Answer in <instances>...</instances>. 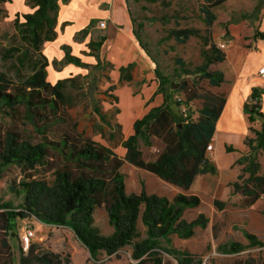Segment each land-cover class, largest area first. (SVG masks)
I'll list each match as a JSON object with an SVG mask.
<instances>
[{
    "label": "trees",
    "instance_id": "16d2710c",
    "mask_svg": "<svg viewBox=\"0 0 264 264\" xmlns=\"http://www.w3.org/2000/svg\"><path fill=\"white\" fill-rule=\"evenodd\" d=\"M7 1L9 0H0V3ZM224 1L226 0H214L212 6ZM29 2L35 8L33 14L24 15L23 22L19 21L17 14L12 22L21 40L32 49L39 50L45 41L56 36L58 0ZM201 12L205 16V24L211 26L214 15L208 7L201 8ZM131 22L133 24L132 20ZM86 33L85 29L78 32L74 37L75 41L79 40L78 36L84 38ZM133 34L135 35V31ZM171 34L179 44H185L192 36H197V32L192 29H178ZM259 36L263 37V34L259 33ZM103 42L104 38H101L98 42H90L89 46L99 50ZM94 56L97 62L90 65L72 56L70 49L66 52V62L88 67L92 72L99 70L101 75L93 108L89 111H75L73 115H70L65 106L62 82L51 84L47 81L48 62L45 56L42 55L43 62H35L30 75L21 80L14 81L0 71V110L8 117L26 119L40 137L34 143L24 139L17 128L12 126L3 131L0 126V180L9 166H16L28 179L39 171L53 175L50 185L34 179L19 183L25 195L20 211L3 202L0 195V264H14L7 239L10 235H15V220L31 215L47 225L70 230L87 250L91 264H104L100 254L117 255L124 247L131 248V264H170V261H164L163 255L169 256L176 264H202L201 257L197 255L161 245V240L171 233L188 238L195 226H205L202 215L190 223L179 220L183 210L199 206L200 199L193 195L179 194L169 203L167 199L148 195L145 191L127 195L120 168L128 163L183 189L190 187L197 174L217 175L216 166L206 155V147L214 134L225 98L204 94L197 118L184 123L182 115H176L170 109L164 93V79L157 68H154L155 78L158 80L154 95L162 94L163 102L150 109L142 118L136 119L132 125V134L125 137L117 118L119 108L115 105L118 97L113 94V86L102 88L106 82L112 81L110 72L113 64L100 60L98 55ZM223 60L224 55L215 44L211 45L210 52H204V63L196 74L206 78L211 86L219 87L224 82L223 75L209 72L207 66ZM185 72L189 74V71ZM145 83L138 65L132 62L119 68L115 85L129 86L134 94H138ZM175 86L176 92L185 95L184 101H176L177 106H187L190 101L200 98L195 81L190 85L183 80ZM261 94L258 89H252L250 101L259 100ZM106 102L111 106L106 108ZM243 110L248 114L250 124L256 118L262 120L260 129L249 127L254 135L255 146L248 137L246 145L250 149H264V114L260 112L259 102L245 104ZM94 124L99 125L100 141L94 138ZM54 132H57L56 135L51 137ZM152 136L163 144V148L150 161L144 159L138 140L149 145ZM118 147L125 150L123 157L114 152ZM224 149L227 153L234 151L227 145ZM248 180L242 186L234 183L232 188L245 197L246 204H253L264 192V180L254 175L253 170H250ZM214 205L222 209L224 203L214 201ZM99 208L105 209L112 228L108 235L102 234L94 224V212ZM139 220L146 227L144 239H140L138 233ZM243 235L250 247H264V240H259L246 231ZM220 250L224 254H233L242 251L243 246L231 242L221 245ZM18 264H60V261L57 254L39 251L37 245L30 242L26 250L22 251V247H19Z\"/></svg>",
    "mask_w": 264,
    "mask_h": 264
},
{
    "label": "rangeland",
    "instance_id": "374dc122",
    "mask_svg": "<svg viewBox=\"0 0 264 264\" xmlns=\"http://www.w3.org/2000/svg\"><path fill=\"white\" fill-rule=\"evenodd\" d=\"M122 1L133 21V32L135 31V35H133L141 49L143 48L142 50L152 61L154 68H157L160 76L164 79L165 98L179 116H181L182 107H186L188 113H191V118L195 120L198 115L197 112L202 107L201 97L204 94L226 97L228 91L234 86L237 74H242V69H245L246 72H254L259 64L264 61V0H226L216 6H212L214 0ZM60 4L66 5L67 3L58 0V5L60 6ZM5 5L6 10L11 13L10 16L5 10ZM203 7H208L215 18L209 27L204 22L205 16L201 12ZM34 9L29 0H23V5H21V0H9L0 3V71L14 81L21 80L30 75L35 62H43V55L48 62L46 67L47 81L51 84L62 82L65 106L70 115H73L75 111L91 110L95 102L96 87L101 84L100 71L92 72L88 67H83L74 62H66L65 55L70 49L71 55L77 58L82 56L92 58L97 62L96 57L85 54L76 47L77 41L73 37H68V33L61 34L59 38L56 35L54 39L45 41L39 50L29 47L26 42L21 40L12 21L17 14H20L19 21L23 22L24 15L33 14ZM178 29L195 30L197 36H192L185 44H179L171 34L172 31ZM259 33H262L263 37H260ZM220 43L224 45V48L217 46ZM213 44L224 55V60L209 64L207 70L223 75L224 82L219 87L211 86L206 78L196 74L197 69L204 63V52H210V47ZM74 50L79 56L76 55L77 53L74 54ZM46 53L51 55L48 56ZM110 53L116 68L113 67L110 72L112 81L106 82L102 88L113 86V94L118 97V103L115 105L119 108L118 122L122 125L123 132L126 133L130 129L131 122L142 115V99L148 92L142 91L140 94H134L129 86L119 87L115 85L119 68L123 66L120 53H123L128 59L126 63H129L139 59L137 52L133 53L129 48L117 47L116 49L112 48ZM139 61L143 60L139 59ZM92 64L95 65L96 63ZM185 71H189V74H186ZM150 73L155 77L154 70ZM183 80L188 81L190 85L195 81L196 91L200 98L190 101L187 106H177L176 101H184L185 95L182 92H176L175 85ZM236 96L239 97L237 93H234L233 101ZM247 104H250V100ZM104 105L106 108L111 106L107 102ZM259 105H261L264 114V96L262 95ZM243 111L238 110L234 103L228 105L227 113L222 118L225 131L228 132L225 134L227 137L236 139V135L240 134L242 129L244 130L246 127L245 119L242 116ZM229 115H232V122L228 125ZM256 119L259 121L258 128L260 129L262 120ZM258 124L252 123L249 127L255 129ZM0 126L3 131L12 126L15 127L24 139L34 143L40 140L39 135L34 131V127L26 119L8 117L1 110ZM99 130V125L94 124L92 131L97 141H100ZM231 132L233 133L229 134ZM56 133L54 132L51 137H54ZM248 138L251 139V144L255 146L254 135L250 130ZM138 144L144 159L150 161L154 160L163 148V144L153 138L149 139V145H144L141 139L138 140ZM247 149L246 152L235 155V163L238 165L239 177L241 178L240 181H237L239 186L249 181L250 170H253L254 175L260 176L264 180V149L257 147L250 149L248 146ZM114 152L119 157H123L125 150L118 147ZM213 156L222 171L226 169L228 162L233 158V155L225 153L220 145L215 147ZM120 172L124 177L127 195L138 194L148 189V184H145L146 180L141 178L131 165L124 163ZM32 179L42 180L50 185L53 181V175L50 172L39 171L31 179H28L16 166L7 167L0 180L2 201L8 203L12 209L20 211L24 204L25 195L22 193L19 183L21 181L30 182ZM207 201L204 200L200 208L188 209L183 213L181 220L183 222H193L199 215H202L206 222L204 227L197 226L200 229L195 235L192 232V235L188 237L191 242L188 243L189 246L187 247L201 252L203 264H224L225 261L229 263L226 257L219 255L224 254L221 252L220 246L228 245L231 242L239 243L238 240L244 237L243 232L246 230L244 214L233 211L213 212L208 207ZM260 202L263 203V207L264 201ZM198 211L202 212L196 214ZM94 224L104 235L112 232L104 208H99L94 212ZM214 224L215 226H213ZM26 226L32 227L35 232V237L31 243L36 244L39 251L57 254L60 264H91L87 250L75 239L70 230L47 225L32 215L24 219L17 218L13 229L15 235L12 234L7 239L13 253L14 264H18L19 247H22L20 235ZM140 227H142L141 224L138 232L142 235ZM202 239L209 240L206 246L200 244ZM167 242L166 239H162L161 245L167 247L169 246L166 245ZM244 250L243 246L242 251ZM253 255L258 260V264H264V255L261 252H255ZM99 257L103 259L104 264H131L133 262L130 258V247L122 248L117 255L100 254ZM240 257L248 258V254L245 251ZM163 259L175 264V261L169 256L163 255Z\"/></svg>",
    "mask_w": 264,
    "mask_h": 264
},
{
    "label": "crops",
    "instance_id": "0c3cea01",
    "mask_svg": "<svg viewBox=\"0 0 264 264\" xmlns=\"http://www.w3.org/2000/svg\"><path fill=\"white\" fill-rule=\"evenodd\" d=\"M21 5H23V0H21ZM6 9L7 8L5 5V10ZM6 12L10 16L11 13H9V11L7 10ZM100 20H105L106 25L104 28L98 27V22ZM83 29H85L87 32L86 36L84 38L78 36L79 40H76V47H78L85 54L98 55L100 60L112 63L114 68H116V64L114 63L113 56L110 53L112 51V48H129L133 51V53L137 52V57L143 60L139 61L138 59L137 61L129 62H135L138 65L141 76L146 81V83L143 84L139 89V94L142 91L148 92L147 95L143 94L145 97L142 99V115H145L150 109L158 107L162 104V94L154 95L158 88V80H156L152 73H150V71L154 70V66L148 55H146V53L141 49L138 41L133 35L132 22L125 9V6H123L122 0H68L66 5L60 4L55 25V32L57 37L59 38L61 34L65 35L68 33V37L74 38L77 33ZM101 38H104V42L102 43L99 50H96L94 49V47L89 46L90 42H98ZM71 47L74 49L73 46ZM76 53L77 52H75L74 54ZM46 54H48V56L51 55L49 53ZM76 55H78V53ZM120 57L121 59H123V66L129 64L126 63L128 62V59L125 58L123 53H120ZM80 60L90 65H93L92 63H96L94 59L85 58L82 56H80ZM241 71L242 74H237L234 86L228 91L226 97H224L225 104L218 120L216 121L214 134L210 140L212 149L206 151L208 159L217 168V175L213 176L210 174H197L190 187L188 189H183L181 187L163 181L162 179L148 171L136 168L132 165L131 166L141 178L146 180L145 184H148L149 187L148 189H146V191H144L148 195L163 197L167 199L169 203H171L174 197L179 194L185 196L193 195L200 199V205L195 208H200L204 203V200H208V207L213 212L233 211L235 213H243L245 220L244 226L246 228L245 231L255 235L259 240H264V206L262 207L263 203L261 204V202L258 200L253 204H246L245 197L239 192H234L232 188V184H237V181L241 180V178L239 177L238 165L235 163V155L242 154L243 152H246L248 150L245 144V140L249 136L248 129L250 123L248 121V114L243 111V108L244 105L247 104L250 100L249 96L252 89H260L261 87V81L257 78L256 75L257 70H255L254 72H246L245 69H242ZM118 77L119 72L115 80H118ZM234 93H237L239 97L236 96V99H234L233 101L232 97ZM262 96H264V94H262ZM260 100L261 98L259 99V101ZM233 103L238 107V110L243 111L242 116L245 119L246 123V127L244 128V130L242 129V132L240 134L236 135V139L229 138L227 137V135H225L228 132L225 131V125L222 119L223 116H225V114L227 113L228 105ZM170 109L174 114L177 115V111L172 106H170ZM260 112L262 113L261 105ZM141 116L138 119L142 118ZM135 120L136 119L131 122L129 131L126 133L123 132L125 137L132 134V125ZM231 122L232 115H229L228 125L231 124ZM258 122L259 121L257 119L254 123L258 124ZM258 126L259 124L256 125L255 129H259ZM232 133L233 132L229 134ZM150 138L158 140L153 136ZM219 145L225 153H227L224 149L226 145L234 149V151L227 153L232 154L233 158L228 162L226 169H224L223 171L222 168L216 163L213 156V154L215 153V147ZM151 186L154 187L152 188ZM214 201L223 202V208L220 209L216 207L214 205ZM188 209L193 208L184 209L179 220L183 219V213ZM201 212L202 211H198L196 214H200ZM140 224L142 226L140 227L142 229V235L141 233H138L140 235V239H144L146 238V227L139 220L137 229L139 228ZM213 226H215V224ZM199 229V227L195 226L192 230L193 235H195V233ZM165 239L168 241L166 245H169L174 249L201 257L200 251L187 247L189 246L188 243L191 242V239L180 238L176 233L169 234ZM208 242V239H202L200 241V244L206 246ZM238 242L244 246L245 250L240 253L229 255L219 254L228 259L229 263H226L227 261H225L224 264H258V260L254 258L253 254L255 252H261V254L264 255V247H250L248 240L244 237L238 240ZM245 251L248 254V258L240 257V255ZM170 264L173 263L171 262Z\"/></svg>",
    "mask_w": 264,
    "mask_h": 264
},
{
    "label": "built area",
    "instance_id": "2783aa9c",
    "mask_svg": "<svg viewBox=\"0 0 264 264\" xmlns=\"http://www.w3.org/2000/svg\"><path fill=\"white\" fill-rule=\"evenodd\" d=\"M105 25H106L105 20H100L98 22V27L99 28H104ZM217 46H219L220 48H224V45L221 44V43L218 44ZM256 75H257V78L261 81V87L258 90L263 94L264 93V61L257 68ZM258 102H259V100L255 99V100L251 101V104H257ZM181 115L183 117V122L184 123H187L188 121H190V119H192L191 115H189V113H188V108H186V107H182ZM206 149L208 151L212 149V146H211L210 143L208 144ZM258 200L259 201H264V192L262 194H260ZM34 237H35V232H34L32 227L26 226V227L23 228L22 233L20 235V240H21L20 244H21L23 250H26L28 248L30 242L33 240Z\"/></svg>",
    "mask_w": 264,
    "mask_h": 264
}]
</instances>
